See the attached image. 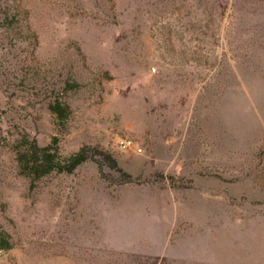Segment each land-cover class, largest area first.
<instances>
[{
  "label": "rangeland",
  "instance_id": "1",
  "mask_svg": "<svg viewBox=\"0 0 264 264\" xmlns=\"http://www.w3.org/2000/svg\"><path fill=\"white\" fill-rule=\"evenodd\" d=\"M21 133L87 159L32 183ZM0 230V264H264V0H0Z\"/></svg>",
  "mask_w": 264,
  "mask_h": 264
},
{
  "label": "trees",
  "instance_id": "2",
  "mask_svg": "<svg viewBox=\"0 0 264 264\" xmlns=\"http://www.w3.org/2000/svg\"><path fill=\"white\" fill-rule=\"evenodd\" d=\"M28 59L35 67H41L40 64L32 62L34 61L32 56H28ZM75 86H79L77 79L53 83L52 93L57 90V94L54 93L50 96L48 105L59 126L65 127L71 116L72 106L67 98V91ZM9 143H12L11 149L15 155L17 172L30 179L32 183L52 171H73L87 159L84 148L65 156L58 153L56 144L41 146L28 133H21L19 136L10 138ZM12 246L13 242L10 240L9 234L5 230H0V248L8 249Z\"/></svg>",
  "mask_w": 264,
  "mask_h": 264
},
{
  "label": "built area",
  "instance_id": "3",
  "mask_svg": "<svg viewBox=\"0 0 264 264\" xmlns=\"http://www.w3.org/2000/svg\"><path fill=\"white\" fill-rule=\"evenodd\" d=\"M118 147L121 150H134L139 153L144 151V147L141 146L137 140L132 136L121 137L117 141Z\"/></svg>",
  "mask_w": 264,
  "mask_h": 264
}]
</instances>
